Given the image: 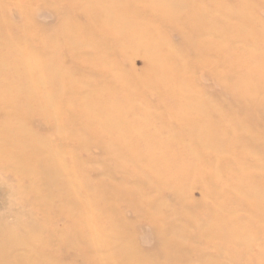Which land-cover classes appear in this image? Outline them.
<instances>
[{"label": "bare ground", "instance_id": "1", "mask_svg": "<svg viewBox=\"0 0 264 264\" xmlns=\"http://www.w3.org/2000/svg\"><path fill=\"white\" fill-rule=\"evenodd\" d=\"M5 1H13L17 4L21 1L31 4V0ZM164 1L70 0V6L83 14L86 23L69 20L57 27L55 33L46 34L43 38H36L48 49L45 52L36 48L34 44H30L35 39L28 35L30 26L26 24L23 38L27 36L30 39H27L24 43L25 47H19V44L15 45L10 38L2 41L3 34L0 33V42H3L1 46L8 48L6 52L2 53L0 51L1 85L4 88L9 86V83L5 81V77H14V83H10V85L14 84L15 89L0 90V112L4 108L11 111L9 115H0V169H11L13 171L12 176L18 178V181L22 183L18 189H22L26 193L32 191L33 197L43 205L42 207L46 211L49 210L47 204L51 203V195H53L55 199H63L62 204L59 206L63 209L62 212L65 217L79 215L84 217L83 221H91L95 219L94 214L96 212L91 209L92 202H100L98 197L100 199L103 197L106 200V193L132 199L134 202L137 200L134 192L131 191L132 193L127 194L123 186L113 187L112 192L111 188L109 192L102 189L96 201H94V195L85 197V188H88L79 181L76 175V171L81 164L75 163L73 157L69 156L73 153L71 152L73 147L71 150L68 148L74 144H77V149L84 148L87 144L84 136L98 132L109 137V140L104 143V148L107 153H111L112 162L116 165H121L124 161L134 163L133 165L141 177L139 178L140 181L142 179L143 182H146L150 178H154L159 185L157 189L165 188L171 191L174 196H177L180 190L173 182H176L181 176L201 173L210 183L216 182V177L224 180L221 188L211 191L214 203L208 209V213H200L198 220H192L185 213L180 214L189 221L187 222L191 226V231L187 228L175 229L170 235H166L163 231L157 232L158 244L154 254L148 253L142 256L136 254L134 250L128 249L127 244L116 240L122 237L121 232L117 233L118 235L110 234L109 236L106 234V241L92 233L93 229L81 232V234L77 232L73 237L76 243L73 244L82 246L85 255H89V259L93 264H193L194 259H196L194 262L197 261L198 264H226L228 259L224 258L228 253L224 254V249H227L229 245H235V242L241 244L249 252L248 244L254 245L253 233L250 232L252 228L248 227L249 221L247 227L240 221H235L238 219L233 211L223 207L219 203V199L217 200L221 196H227L241 206L250 208L256 219L264 220L263 186L260 189V183L262 182L259 183L254 179L253 182L245 181L246 177L242 174L247 170L244 169H240L234 178H229L223 172V166L238 163L236 160L235 163L230 161L231 158L228 156L233 152H235V155L238 153V150L232 151V148H238V146L236 139L234 141V139L228 138L229 129L227 128L229 124L227 125L226 120L219 123L218 118L209 116L206 108L211 107L214 109L213 104L207 102L203 97H193L195 95L191 92L192 89L189 88L190 85L187 81V84L179 80L177 82L173 81L172 86L166 87L164 85V82L168 80L167 58L172 53L167 51L163 54L165 56H161L160 45L163 41L145 21L139 19L137 11L141 4L146 2V5L153 10L156 20L161 19L162 23H175L177 27L183 30L182 45L184 48H190L191 51H194L197 58L205 54L220 59V54L225 48H221L222 45L215 41L203 38L205 32H207V27L211 23L205 20L203 11L189 9L190 6L194 5L192 0H172L173 3L169 2V4ZM154 2H156V7H154ZM27 14H30V12L27 11ZM128 47L140 50L149 58L147 68L149 70L142 74L147 81H144L142 86L145 84L148 86L146 82L150 81L155 90H172L176 87L182 96L187 93L186 97H183L184 101L182 100L184 107L188 106L191 111L194 109L197 111L195 112L196 117L191 116L190 113H176L184 126L179 128L180 130L177 129L176 134L182 135L181 139L187 140L185 142L189 145L177 146L175 144L174 148L176 150L182 149L185 155L187 154L188 161L176 162L172 160L171 155H166L164 156V164H160V166L165 165L167 167L164 173L159 170L160 167L158 168L159 164L155 162V158L151 156L147 158L149 156L147 155L149 153L147 149L144 152H139L138 149L133 147L135 143L133 139L136 136L133 129H131L133 126L122 120V114L113 103L115 99L109 97L104 101L101 95V93L108 92L111 96V93H114L115 90H122L121 86H129L132 83L131 80L128 82L124 76L117 74L113 75L111 80L106 77L111 69L109 60L112 61ZM110 57H113V59H109ZM62 63L67 64L68 67L73 64L74 69L69 67V69H72L69 70ZM85 70L97 71L99 79L94 82H85L78 74V71L85 72ZM45 79L47 80L45 81ZM16 80L18 81L16 82ZM159 80H164V82L160 85ZM260 81V86L255 84L249 89L241 88L236 82L235 86L232 87L234 96L235 91L237 94L235 101L240 103L246 100L252 101L249 98L250 94H255L258 91H261V95H264V77ZM45 82L51 90L50 92L49 90L31 89L33 85L40 87ZM138 84L141 83L138 82ZM255 88L259 90H255ZM98 92L101 95L102 107L96 109L99 102H95L97 99L94 97ZM66 96L69 102L74 104L75 110L73 112L65 111L62 113L60 111L62 100ZM179 102L181 103V99ZM254 102L255 107H263L264 97L261 96V99H255ZM169 110L172 114L173 108ZM34 113L42 120L51 119L55 121L56 129L62 134L60 135L61 138L58 139V148H52L48 140H43L27 127L26 123ZM228 116L234 117L233 114H228ZM232 118L231 123H236L237 119ZM146 119L149 121L150 116L148 115ZM228 121L230 122V120ZM198 124L202 127L199 128ZM219 124L223 128L226 127L225 132L220 133L218 131ZM235 126L237 129L239 128L237 124ZM135 127L140 128L139 124ZM85 128L89 129L85 130ZM174 134H172L173 136L168 135L167 141L164 142L166 146L172 142ZM115 135H118V137ZM142 139L145 140L141 142L143 145L149 147L157 145V142L150 135H144ZM121 144L125 146L124 149H126L127 155L121 153L122 150L119 149L123 148ZM64 153L68 154L71 160L62 159ZM209 156H212V159L208 160ZM217 158L221 159L219 161L220 165L217 166L219 168L214 170V175H211L202 166L207 167L212 164L213 169H215ZM122 167L124 166L122 165ZM147 170L151 176L146 174L148 173ZM227 181L232 182V185L226 184ZM231 187L233 191H231ZM37 188L38 191L42 192L36 191ZM140 203L147 205L145 200ZM151 206L155 207L154 211L146 215L149 220L153 221L155 228L160 227L158 225L161 221V215L158 211L160 203L152 201ZM188 210L186 209V211ZM252 220L250 219V222ZM253 225L254 230L259 232L260 230L254 222ZM16 232L14 227L5 228L0 226V264H38L46 261V257L38 254L34 256L29 249L36 245L34 242L31 246L33 240L38 242L37 247L39 250L47 248L49 240L46 238L37 239V236L32 234L28 239L31 240V243L27 244L26 238H28V235L16 234ZM27 234H29V231ZM58 238L56 239L58 240ZM185 240L193 241L196 247L193 246L190 249L186 246ZM196 241L200 242L202 246L199 247ZM211 248L212 253L206 252L207 249ZM17 249L24 252H13ZM95 249H107V253L104 252L101 258L95 259L91 255L92 250ZM112 250L119 251L120 259L118 261H115L111 255L113 254L111 253ZM190 252L196 254L194 259L188 258ZM261 255H264V252ZM259 261L262 263L260 259Z\"/></svg>", "mask_w": 264, "mask_h": 264}, {"label": "rangeland", "instance_id": "2", "mask_svg": "<svg viewBox=\"0 0 264 264\" xmlns=\"http://www.w3.org/2000/svg\"><path fill=\"white\" fill-rule=\"evenodd\" d=\"M30 2L31 4L20 1L17 4L13 1L4 2V0H0L2 41L10 38L15 45L19 44V47H25L24 43L27 39H30L27 36L23 38L26 24L30 26L28 35L35 39L30 44H34L36 48L45 52L47 48L38 40L39 38H43L46 34L55 33L57 27L69 20L86 23L83 14L70 6V0H31ZM164 2H168L167 4L169 2L173 3L172 0H165ZM144 3L137 11L139 19L145 21L163 41L160 45L161 56H165L163 54L167 51L172 53L169 54L166 64L168 80L167 82L159 80V84L161 85L164 82V85L169 87L173 85V81L182 80L186 84L188 82L189 88L192 89L191 92L195 95L193 97H203L207 102L213 104L214 109L207 107V113L211 118L212 116L218 118L219 123L226 120L227 125L229 124L227 128L229 129L228 138L234 139V141L236 139L238 146V148H232V151L238 150L236 155L235 152L228 155L231 158L230 161L235 163L236 160L238 163L223 166V172L229 178H234L240 169L247 170L242 174L246 177L245 181L253 182L254 179L259 183L262 182L260 183V189L262 186L264 189V106L255 107L254 104L255 99L259 100L264 95H261V91L255 94L251 93L249 98L252 101L246 100L240 103L235 101L237 94L235 91L234 96L232 90L236 82L241 88L249 89L255 84L260 86V79L264 77V0H192L194 5L190 6L189 9L203 11L205 20L211 23L207 27V32H205L203 38L215 41L222 45L221 48H225L220 54V59L205 54L197 58L194 51H191L190 48H184L182 45L183 30L173 22L162 23L161 19L156 20L153 10L146 5V2ZM154 3V7H156V2ZM27 11L30 14H27ZM2 43L0 42V51L3 53L8 51V48L1 46ZM27 43L29 44V42ZM109 59H113V57ZM109 63L111 69L109 75L106 76L109 80L117 74L124 76L128 82L129 80L132 82L129 86H121L122 90H115L114 93H111V96L108 92H106L107 94L105 92L101 93V95L104 101L109 97L115 99L113 103L122 114V120L134 127L131 128L136 135L133 139V142H135L133 147L138 149L139 152H144L147 149L149 152L147 158H150V156L155 158V162L159 164V170L163 173L167 167L165 165L160 166V164H164V156L166 155H171L173 161L187 162V154L185 155L182 149L176 150L174 148L175 144L177 146L189 145L185 142L187 140L181 139L182 135L176 134L177 129L184 127L176 113H190L193 117L197 116L195 115V112H197L195 109L191 111L188 106L184 107L185 105L182 103L183 97L185 98L187 93L182 96L176 87L172 90H155L150 81L146 82L148 86L146 84L142 86V83L147 81L142 74L149 70L147 69L149 58L134 47H128L112 61L109 60ZM62 64L69 69L70 66ZM70 65L74 69L73 64ZM78 74L85 82H94L99 79V74L95 70L78 71ZM5 81L9 83V86L4 88L0 81V90H15L14 84L10 85V83H14V77H5ZM138 82L141 84H138ZM31 89L51 91L46 82L40 87L33 85ZM255 90L259 89L255 88ZM99 94L100 92L96 93L97 98L94 97L97 99L95 102H99L96 109L102 107L101 95ZM180 99L181 103L179 102ZM172 108L171 114L169 109ZM74 110V104L69 102L67 96L64 97L60 111L63 113L65 111L73 112ZM10 113L11 111L8 108H4L0 115H9ZM228 114H233L234 117H229ZM148 115L150 116L149 121L146 119ZM174 115H176L175 118H173ZM231 118L234 120L236 118L237 122L231 123ZM55 124V121L51 119L42 120L36 113L26 123L32 133L43 140H48L52 148H58V139L61 138L60 135L62 134L56 129ZM138 124L140 128L135 127ZM236 124L239 126L238 129L235 126ZM198 126L199 128L202 127L200 124ZM87 129L89 128H85V130ZM218 129L221 133L225 132L226 127L223 128L219 124ZM172 134H174V139L166 146L164 142L167 141L168 135L173 136ZM144 135H150L157 142V145L149 147L141 144L145 141L142 139ZM115 136L118 137V135ZM84 138L87 143L84 148L77 149V144H74L68 149L71 150L73 147L71 151L73 153L69 156L73 157L75 163L81 164L76 171V175L79 181L89 189L85 188V197L94 195V201H96L102 189L109 192L111 188L112 192L113 187L123 186L127 194L131 191L134 192L137 198L135 202L138 203H135L132 199L106 193V200L103 197L102 199L98 197L100 202H92L91 209L96 211L94 214L95 219L83 221L84 217L79 215L65 217L62 212L63 209L59 206L62 204L63 199H55L51 195V203L47 204L49 210L46 211L42 207L43 205L33 197L32 191L26 193L22 189H18L22 183L18 181V178L12 176L13 171L11 169H0V226L5 228L14 227L17 231L16 234L28 235V238H26L27 244L31 243V240L28 239L32 234L37 236V239L46 238L49 240L47 248L41 250L38 249L36 240L31 243V246L34 242L36 244L29 249L34 256L38 254L46 257V261L38 264H93L89 259V255H85L82 246L73 244L76 243L73 237L77 232L81 234V232L92 229V233L100 236L103 241H106V234L109 236L110 234L118 235L117 233L121 232L122 237L116 240L127 244L128 249L134 250L136 254L142 256L148 253L154 254L158 244L157 234L163 231L166 235H170L175 229L182 230L185 228L191 231L189 221L180 214L185 213L192 220H198L200 213H208V209L214 203L211 191L218 190L224 184V180L219 177H216V182L210 183L201 173L181 176L176 182H173L180 190L177 196H174L171 191L165 188L157 189L159 185L154 178H150L146 182L141 179V182L139 179L141 177L138 175L134 163L124 161L121 165H116L112 162L111 153H107L104 148V143L109 140V137L103 133L90 134L84 136ZM121 146L123 147L119 148L122 150L121 153L127 155V151L124 149L125 146L123 144ZM112 154L114 155V153ZM69 156L65 154L61 158L69 160L71 158ZM227 157L226 159H228ZM208 158L210 160L212 156ZM219 161L221 159L217 158L215 169H213L212 164L207 167L203 165L202 167L205 171L214 175V170L219 168L217 167ZM147 172L146 174L151 176L148 170ZM227 183L231 184L232 182L227 181ZM36 191H38V188ZM231 191H233L232 187ZM219 194L221 193L219 192ZM218 199L223 207L233 211L238 219L235 221H240L246 227L249 221L248 227L252 228L250 232L253 233L252 239L254 241V245L247 243L249 252L238 242L224 249V254L228 253L224 258L228 259L226 264H264V255H261L264 252V220L256 219L250 208L241 206L227 196H221ZM144 200L147 205L140 203ZM152 201L160 203L158 211L161 215V221L158 223L160 227L157 228L153 226V221L149 220L146 215L154 211L155 207L151 206ZM59 208L61 209L59 210ZM186 209H189L190 212ZM250 219L253 220L250 222ZM253 222L260 230L259 232L254 230ZM223 226L225 227V225ZM28 231L29 234H27ZM57 237H59L58 240ZM185 242L190 249L193 246L196 247L193 241L185 240ZM196 242L199 247L202 246L200 242ZM106 251L107 249H95L92 250L91 255L98 259ZM207 251L208 253L213 252L212 248L207 249ZM13 252L22 253L24 251L17 249ZM111 253H113L111 255L115 261L120 259L118 250H112ZM195 255L190 252L188 258L194 259ZM194 260L192 263L198 264Z\"/></svg>", "mask_w": 264, "mask_h": 264}]
</instances>
